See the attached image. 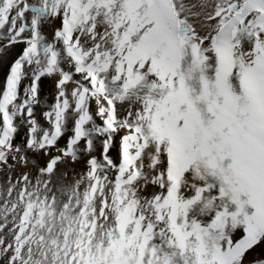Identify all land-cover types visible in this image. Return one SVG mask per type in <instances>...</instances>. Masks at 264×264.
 Returning <instances> with one entry per match:
<instances>
[{
    "label": "snow or ice",
    "instance_id": "1",
    "mask_svg": "<svg viewBox=\"0 0 264 264\" xmlns=\"http://www.w3.org/2000/svg\"><path fill=\"white\" fill-rule=\"evenodd\" d=\"M0 72V264H264V0H0Z\"/></svg>",
    "mask_w": 264,
    "mask_h": 264
},
{
    "label": "rangeland",
    "instance_id": "2",
    "mask_svg": "<svg viewBox=\"0 0 264 264\" xmlns=\"http://www.w3.org/2000/svg\"><path fill=\"white\" fill-rule=\"evenodd\" d=\"M45 85H46V86L48 85V82H47V81L45 82Z\"/></svg>",
    "mask_w": 264,
    "mask_h": 264
},
{
    "label": "bare ground",
    "instance_id": "3",
    "mask_svg": "<svg viewBox=\"0 0 264 264\" xmlns=\"http://www.w3.org/2000/svg\"><path fill=\"white\" fill-rule=\"evenodd\" d=\"M0 75H2V72H0Z\"/></svg>",
    "mask_w": 264,
    "mask_h": 264
}]
</instances>
